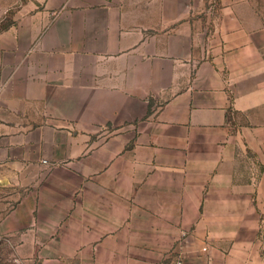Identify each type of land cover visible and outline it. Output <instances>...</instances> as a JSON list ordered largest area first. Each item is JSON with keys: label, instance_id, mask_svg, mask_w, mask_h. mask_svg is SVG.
<instances>
[{"label": "crops", "instance_id": "0c3cea01", "mask_svg": "<svg viewBox=\"0 0 264 264\" xmlns=\"http://www.w3.org/2000/svg\"><path fill=\"white\" fill-rule=\"evenodd\" d=\"M0 189L37 264H264V0H29Z\"/></svg>", "mask_w": 264, "mask_h": 264}, {"label": "rangeland", "instance_id": "374dc122", "mask_svg": "<svg viewBox=\"0 0 264 264\" xmlns=\"http://www.w3.org/2000/svg\"><path fill=\"white\" fill-rule=\"evenodd\" d=\"M27 5L29 0H0V32L10 29L19 12ZM9 193V190H2V198L9 196ZM4 203V200L0 201V216L8 210ZM28 254L26 246L15 244L0 236V264H37L38 261L27 257Z\"/></svg>", "mask_w": 264, "mask_h": 264}, {"label": "built area", "instance_id": "2783aa9c", "mask_svg": "<svg viewBox=\"0 0 264 264\" xmlns=\"http://www.w3.org/2000/svg\"><path fill=\"white\" fill-rule=\"evenodd\" d=\"M1 189H0V201L4 200V206H8V209L12 207V200H9V196H6L5 198H2L3 195L1 194ZM6 208V207H5ZM174 264H182V261L177 260Z\"/></svg>", "mask_w": 264, "mask_h": 264}]
</instances>
